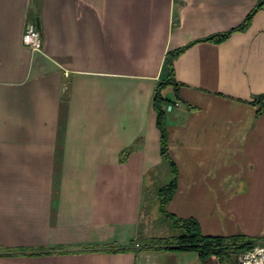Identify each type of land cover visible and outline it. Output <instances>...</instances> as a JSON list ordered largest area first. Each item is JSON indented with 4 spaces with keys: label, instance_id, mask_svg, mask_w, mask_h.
Returning <instances> with one entry per match:
<instances>
[{
    "label": "crops",
    "instance_id": "crops-1",
    "mask_svg": "<svg viewBox=\"0 0 264 264\" xmlns=\"http://www.w3.org/2000/svg\"><path fill=\"white\" fill-rule=\"evenodd\" d=\"M257 2L0 0V264H202L139 249L154 237L143 199L163 163L153 97L170 52L237 27ZM37 20L32 50L23 35ZM173 77L167 210L206 235L264 239V7L246 30L187 48Z\"/></svg>",
    "mask_w": 264,
    "mask_h": 264
},
{
    "label": "trees",
    "instance_id": "trees-1",
    "mask_svg": "<svg viewBox=\"0 0 264 264\" xmlns=\"http://www.w3.org/2000/svg\"><path fill=\"white\" fill-rule=\"evenodd\" d=\"M264 7V0H258L255 7L248 13L244 21L237 27L216 34H212L203 39L193 41L168 55V63L170 67V78L160 82L154 93L153 97V107L156 111V123L160 131V154L162 162L167 164L169 167L170 179L169 181L159 188V210L167 217L171 222V227L177 230L178 233L171 236H154L149 238L142 247L141 250H175V251H195L198 253L202 264H207L208 259L212 256H216L221 260L225 258H231L234 264H238V255L251 248L255 243L263 238H254L247 236L245 234H234V235H206L202 232L199 222L194 217L181 218L170 213L167 210V204L173 198L177 188L179 180V169L171 157L169 150V132L166 123V110L165 106L171 103V100L165 98L162 94L163 88L171 81L174 77V59L183 53L187 48H189L194 43L200 41H210L213 43H221L227 40L231 34L235 31L246 30L254 15ZM176 88L178 85L175 82ZM264 94L260 95L256 100L259 108L257 110V115L264 113ZM128 150H125L127 153ZM109 251L114 252H126L135 250V243L128 247L121 246H110L107 248ZM35 252L33 254H38Z\"/></svg>",
    "mask_w": 264,
    "mask_h": 264
},
{
    "label": "rangeland",
    "instance_id": "rangeland-1",
    "mask_svg": "<svg viewBox=\"0 0 264 264\" xmlns=\"http://www.w3.org/2000/svg\"><path fill=\"white\" fill-rule=\"evenodd\" d=\"M170 89L169 86L165 87V91L167 92ZM153 174L149 175V181L147 180L145 186L142 224L144 229L149 230V234H147L151 236H171L177 234L178 231L171 227L170 220L159 210L160 196L158 191L159 188L165 185L170 179L169 167L167 164L162 163L159 169L155 170ZM146 238H148L147 235L144 237L143 241H145ZM262 241H264V239L258 242Z\"/></svg>",
    "mask_w": 264,
    "mask_h": 264
},
{
    "label": "built area",
    "instance_id": "built-area-1",
    "mask_svg": "<svg viewBox=\"0 0 264 264\" xmlns=\"http://www.w3.org/2000/svg\"><path fill=\"white\" fill-rule=\"evenodd\" d=\"M23 41L32 50H41L42 34L35 23H28L23 35ZM175 105H178L176 103ZM173 105L165 106L166 110H171ZM238 264H264V241L255 243L251 248L246 249L238 255Z\"/></svg>",
    "mask_w": 264,
    "mask_h": 264
},
{
    "label": "water",
    "instance_id": "water-1",
    "mask_svg": "<svg viewBox=\"0 0 264 264\" xmlns=\"http://www.w3.org/2000/svg\"><path fill=\"white\" fill-rule=\"evenodd\" d=\"M37 27L40 28V22L37 20Z\"/></svg>",
    "mask_w": 264,
    "mask_h": 264
}]
</instances>
